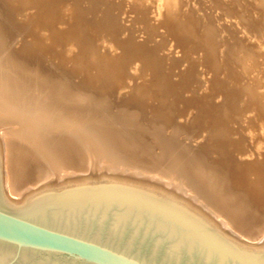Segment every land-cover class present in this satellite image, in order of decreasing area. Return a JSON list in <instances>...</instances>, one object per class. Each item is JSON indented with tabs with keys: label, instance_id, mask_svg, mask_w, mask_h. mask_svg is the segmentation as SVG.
Instances as JSON below:
<instances>
[{
	"label": "bare ground",
	"instance_id": "obj_1",
	"mask_svg": "<svg viewBox=\"0 0 264 264\" xmlns=\"http://www.w3.org/2000/svg\"><path fill=\"white\" fill-rule=\"evenodd\" d=\"M137 1L149 4L148 8L156 13L163 10L172 14L166 18L169 26L163 30L161 25L148 24L146 10L134 4L130 13L135 16L141 32L120 28L114 24V14L105 15L104 19L100 17L108 0H64L63 5L50 0H0V9L4 24L11 23V4L14 9L21 6L35 9L28 15L31 23L48 31L52 40L62 39L63 43L54 47L65 50L67 46H74L80 66L96 65L103 60L106 65L103 68L111 76L121 74L122 79H128L135 62L141 64L135 80L143 82L148 74L158 75L163 63L151 51L156 44L164 48L166 38L191 53L185 60L192 58L194 68L204 64L216 76L225 78L226 74V81L217 82L208 95L205 93L207 97L216 95L219 103H215L214 98L213 102L203 103L199 95L180 98L178 84L193 74L190 67L178 75L177 82H169L161 89L143 82L145 90L138 97H141L139 105L149 100L165 113H169L174 104L193 112V124L200 129L199 135L205 142L200 151L208 160H196L197 166H194L176 156L160 167L158 164L142 166L134 150L138 146L136 142L126 144L122 135L102 117L83 113L66 93L49 91L41 80L28 77L1 55V204L27 208L61 194L114 189L151 196L177 209L204 223L235 250L261 252L264 250V217L260 215L264 212V154L260 159H250L248 138L255 131L254 125L264 131V91L259 92L264 90V1ZM91 3L95 4L94 8ZM192 4L196 8L190 11L188 7ZM76 6L79 13L74 10ZM81 10L85 12L83 18ZM147 27L148 31L144 32ZM93 32L100 33L103 42L108 44L119 43V37H127L120 40L118 57L111 54L98 57ZM146 34L152 36L150 42L138 41ZM202 51L203 57L193 58ZM34 52L27 53L28 60L37 59ZM116 83L113 80L108 83L111 91L116 89ZM106 87L103 90L106 91ZM165 93L172 100L171 106L160 98ZM209 150L212 157L208 156ZM209 161L217 164L221 172L209 169ZM36 164L44 177L61 182L65 179L64 190L24 202L27 195L23 190L38 174ZM92 170L98 172L106 185L68 188L85 182V177L76 174ZM50 184L43 187L49 188ZM11 196L19 199L13 200ZM261 236V243L255 248H250L244 240Z\"/></svg>",
	"mask_w": 264,
	"mask_h": 264
},
{
	"label": "rangeland",
	"instance_id": "obj_2",
	"mask_svg": "<svg viewBox=\"0 0 264 264\" xmlns=\"http://www.w3.org/2000/svg\"><path fill=\"white\" fill-rule=\"evenodd\" d=\"M50 1L59 2L62 5L64 4V0ZM108 1L109 2L105 3V9L102 10L103 13L100 17L104 19L105 15L111 16L114 14V16H116L114 24L120 28H128L136 33L140 31L135 16L133 13H130V8H134V4L146 10V20L148 24L161 25L163 30L170 24L169 20L166 18L167 16H172V14H166L163 10L156 13L155 10L148 8L149 4H144L137 0ZM260 1L263 2L264 0ZM65 2H67V0H65ZM91 5L93 8L95 7L94 3H91ZM188 8L192 11V9L196 8V5L192 4ZM9 10L12 16L11 23L4 24L2 21V11L0 9V56L3 55L9 61L16 64L33 80H41L48 90L50 89L59 94L62 92L66 93L73 99L72 101L74 103L71 101L68 102L77 105L83 113L102 117L122 135L121 137L126 144L136 142L138 146H136L134 150L137 153L138 162L142 166H146L147 164H158L160 167L170 160L171 157L176 156L190 161L194 166H197L196 160L203 159L204 161V159H207L203 158V153L200 151L205 142L199 135L200 129L193 124V112H187L181 106L174 104L172 110L169 113H165L164 110L157 109L155 106L156 104L149 100H145L142 105H139L138 103L141 97H138L139 93L145 90H143L142 87L143 82L146 81L150 83L153 88L161 89L169 82H177L179 79L178 75L183 74L186 68L190 67L193 70V74L178 84L180 87V98L199 95V97L203 99V103H208L212 101L213 98L215 99V103H219L220 98H217L216 95L214 97H211L210 94L207 97V95L209 90L214 89L217 82L226 81V74L225 78L223 75L216 76L212 70L204 64H199L194 68L192 65L194 63L192 58L188 61L185 60V57L191 56V53L189 54L188 51L186 52V50L181 49L179 46L176 47L174 41L170 40V38H166V40L163 39L164 48L160 46L157 47L156 44V48L154 47L151 51V53L164 64H162L161 72H159L158 75L153 74V76L148 74L143 82L141 80H135L136 76L139 74V68L141 67L140 62H135L134 69L132 67L130 68V77L128 79H122L121 74L120 76H111L108 71L103 68L106 66L105 64L103 65V60L96 65L91 63L80 66L77 64L79 60L76 57L77 53L74 46H67L65 50L54 47L61 45L62 39L52 40L48 31L38 28L37 26L35 27V25L31 23L32 20H29L28 15L33 13L35 9L22 6L19 9H14L13 4H11ZM74 10H77L78 13L80 11L77 6ZM186 10L188 11V9ZM84 14L85 12L81 10L80 17L83 18ZM163 30L162 32H164ZM146 31H148V27L144 32ZM20 32L22 34H19ZM91 36L94 44H96L99 52L98 57L100 58H103L102 56L104 54L114 55L115 58L118 57L120 52V40L124 41L127 39V37H119V43L108 44L103 42V38H101V34L98 32H93ZM144 36L145 38H138V41L143 43L150 42L149 40L152 36L148 34ZM159 36H161V34H159ZM37 43L39 44L36 45ZM32 46L34 48H31ZM31 51H35L34 54L37 56L35 61L31 59L28 60L27 53H31ZM38 51L39 54H37ZM203 55L202 51V53L194 55L193 58L200 59ZM36 62H38V65ZM57 66H62V68L60 67L61 69L56 70L55 68ZM101 68L103 70H100ZM110 80H113L115 83L117 82L116 89L113 91L110 90L108 84ZM104 87H106V91L103 90ZM263 91L264 90H259L260 93ZM205 93L207 95H205ZM160 96L161 100L164 98L167 103H169L168 105L171 106L172 100H170L166 93ZM234 102L236 103L237 100ZM220 115L221 113L218 114V116ZM252 128L255 131L251 133V138H248V144L251 148L250 159H260L264 154V131L259 129L257 125H254ZM209 151L210 152H207L209 154L208 156L212 157L213 153L211 150ZM207 164L208 168L212 171L221 172L217 164L210 161ZM3 165L4 164H2V170L4 171ZM34 168L38 169V174H35L36 176L31 178V185H28V188L23 190L24 194L27 195V197L24 195L26 198H24V202H30L47 193H55L64 190V183L62 182H65V179L61 182L52 177L46 178L42 170H39L40 168L37 164ZM81 173L82 172L76 175L79 177L82 175L81 178L85 177L83 178L85 179L84 183L72 186L69 185V187L67 184L66 187L78 188L106 185V182L100 179L96 170L88 171L84 174ZM2 177L4 181V176ZM221 179L224 181L225 178L221 177ZM48 183H51L49 188L43 187L45 184L48 186ZM11 198L13 200L19 199V197L16 196H11ZM176 204L180 203L176 202ZM259 210L261 209L259 208ZM260 215L264 217V212ZM261 238L262 236L257 239L252 238L250 240H244L250 248H255L254 246L258 247L260 245L258 243H261ZM239 245H241V243Z\"/></svg>",
	"mask_w": 264,
	"mask_h": 264
},
{
	"label": "water",
	"instance_id": "obj_3",
	"mask_svg": "<svg viewBox=\"0 0 264 264\" xmlns=\"http://www.w3.org/2000/svg\"><path fill=\"white\" fill-rule=\"evenodd\" d=\"M0 264H264V250H235L151 196L103 189L0 201Z\"/></svg>",
	"mask_w": 264,
	"mask_h": 264
}]
</instances>
